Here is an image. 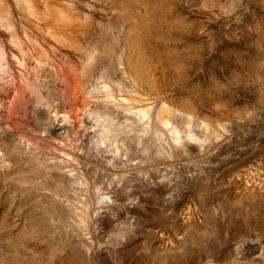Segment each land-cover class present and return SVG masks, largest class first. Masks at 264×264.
I'll list each match as a JSON object with an SVG mask.
<instances>
[{
    "label": "rangeland",
    "instance_id": "1",
    "mask_svg": "<svg viewBox=\"0 0 264 264\" xmlns=\"http://www.w3.org/2000/svg\"><path fill=\"white\" fill-rule=\"evenodd\" d=\"M6 1L0 264H264V0H57L81 46Z\"/></svg>",
    "mask_w": 264,
    "mask_h": 264
},
{
    "label": "bare ground",
    "instance_id": "2",
    "mask_svg": "<svg viewBox=\"0 0 264 264\" xmlns=\"http://www.w3.org/2000/svg\"><path fill=\"white\" fill-rule=\"evenodd\" d=\"M5 1V0H3ZM8 1V0H7ZM6 1V3H7ZM17 2L21 3V7L23 8V11H25L28 14V17H30V22L34 23L36 26L38 27H46V30L50 33V35H52L56 40H58L59 42H62L64 44H68L71 46H81V44L79 43V39L77 38L78 31H81V15H78L76 13H73L70 8L66 5H64L63 3L57 1V0H18ZM5 3V2H3ZM67 4V3H66ZM71 4V3H70ZM12 6V5H11ZM70 6V5H69ZM72 6V5H71ZM20 7V8H21ZM1 10V9H0ZM2 10L7 11L6 13H4L3 15H0L1 17V21L3 22L2 24H6L9 28H11L14 31V37L16 39V43L22 42V38L20 37L21 34L27 38V42L29 44L25 45L26 46V53L29 51V47L32 46L31 43L32 42H38L37 37L35 35V33L33 32V30L30 28V25H28L27 23H20V28H18L17 23L14 21L13 18V10L11 8H9L8 5H3L2 4ZM2 12V11H0ZM24 12V13H25ZM25 13V14H26ZM15 15V13H14ZM16 17V16H15ZM25 17V16H24ZM18 19V18H17ZM27 19V18H26ZM29 19V18H28ZM20 20V19H19ZM84 26V25H83ZM84 28V27H83ZM37 29V28H36ZM10 30V29H9ZM11 32V31H10ZM21 33V34H20ZM20 34V36H19ZM45 34V33H44ZM43 35V34H42ZM49 35V34H48ZM5 36V35H4ZM3 36V37H4ZM41 36V35H40ZM52 37V38H53ZM11 38V37H10ZM42 38V37H41ZM14 39V40H15ZM40 40V39H39ZM81 40V39H80ZM26 41V40H25ZM42 43V40L40 41ZM47 42V41H46ZM23 43V42H22ZM33 44V43H32ZM30 45V46H29ZM35 45V44H34ZM52 45V44H51ZM55 45V44H54ZM53 45V46H54ZM57 45V44H56ZM59 48V46H57ZM61 47V46H60ZM63 47V45H62ZM21 48V47H20ZM28 48V49H27ZM51 48V47H50ZM55 48V47H54ZM57 48V49H58ZM38 49V48H37ZM49 49V48H47ZM56 49V48H55ZM22 50V49H21ZM31 50V49H30ZM42 50V48H41ZM25 51V50H24ZM38 51V50H36ZM49 51V50H48ZM59 51V50H58ZM40 52V51H39ZM47 52V51H45ZM30 53V52H29ZM36 53V52H34ZM50 52L47 53V55H49ZM138 53V46L134 47L132 50H128L126 52L125 55V64H126V68L128 69V67H131V60L132 57L136 56ZM21 54V53H20ZM44 54V53H43ZM57 54V51H56ZM64 54V53H63ZM37 55V54H36ZM66 55V53H65ZM50 56V55H49ZM53 56V55H52ZM51 57V56H50ZM52 58V57H51ZM59 58V57H58ZM63 58V57H62ZM34 59V58H33ZM41 59V56H40ZM30 60V59H29ZM39 60V59H38ZM47 60V59H44ZM23 61V60H22ZM25 61V60H24ZM31 61V60H30ZM48 61V60H47ZM43 62V60H42ZM29 63V62H28ZM33 64V62H32ZM37 64V63H36ZM45 64V63H44ZM66 65L64 61H60L59 59H55L54 58V68H55V75L56 81H61L62 83L64 82V85L66 83V85L68 83H72L73 85V89L74 92L73 94H71L74 98V94H76V92L79 93V90L81 89L80 86V82L78 80V77L75 76L72 73V70L66 69ZM29 66V65H28ZM35 66V65H34ZM52 66V65H51ZM68 66V64H67ZM27 67V66H26ZM34 68V67H33ZM38 68V67H37ZM53 68V67H52ZM39 69V68H38ZM30 70V69H29ZM28 70V71H29ZM53 70V69H52ZM33 70H30V72ZM127 71V70H126ZM29 72V73H30ZM37 72V71H36ZM54 72V71H53ZM27 74V73H26ZM40 75V74H39ZM26 76V75H25ZM35 76V75H34ZM36 78V77H35ZM37 78L39 79V77L37 76ZM50 78V77H49ZM30 79L32 81V77L30 76ZM52 79V77H51ZM54 79V77H53ZM80 79V78H79ZM43 80V79H42ZM50 80V79H48ZM25 81V80H24ZM36 81V79H35ZM34 81V82H35ZM41 82V79L38 80ZM53 81V80H52ZM55 81V82H56ZM40 82L38 84H40ZM60 82V83H61ZM25 83V82H24ZM28 84V82H26ZM25 83V85H26ZM46 83V82H45ZM48 83V82H47ZM46 83V86H47ZM35 84V83H33ZM37 84V83H36ZM35 84V85H36ZM42 85V84H41ZM65 85V86H66ZM27 86V85H26ZM57 86V85H56ZM34 87V86H33ZM55 87V86H54ZM71 87V86H70ZM68 88V86H67ZM72 88V87H71ZM33 89V88H32ZM52 89V88H51ZM70 89V88H69ZM53 92H57V90L55 88L52 89ZM22 92V91H20ZM72 93V92H71ZM21 95V94H19ZM56 96V95H55ZM76 96V95H75ZM57 97V96H56ZM77 98V97H75ZM59 102V101H58ZM62 103V102H61ZM59 106V105H58ZM79 108V107H78ZM59 110V108H58ZM62 110V109H61ZM79 110V109H78ZM57 112V110L55 111ZM64 112V111H63ZM77 114V109L76 112ZM54 114V113H53ZM57 113V117H58ZM64 114V119H62V117L60 120H57L52 124V128L54 131L56 130H65L66 132L68 130L71 129V125H73L70 120L69 122V117L67 118V113L65 115ZM62 115V114H61ZM60 116V115H59ZM79 117V116H78ZM99 117V116H98ZM108 117V116H107ZM100 120H104L101 119ZM52 122V121H51ZM74 122V121H72ZM44 123V122H43ZM48 123V122H45ZM51 124V123H50ZM46 124H44L45 126ZM132 126V125H130ZM45 130V129H44ZM50 130V129H49ZM57 132V131H56ZM45 133V132H44ZM55 133V132H53ZM65 133V132H64ZM66 134V133H65ZM44 135V134H43ZM22 178V177H21ZM23 180V179H22ZM2 255H0V260L2 259ZM64 264V263H63ZM208 264H217L215 262H210Z\"/></svg>",
    "mask_w": 264,
    "mask_h": 264
}]
</instances>
